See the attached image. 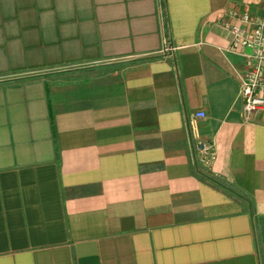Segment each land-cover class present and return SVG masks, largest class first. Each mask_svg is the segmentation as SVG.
I'll list each match as a JSON object with an SVG mask.
<instances>
[{"label": "crops", "instance_id": "0c3cea01", "mask_svg": "<svg viewBox=\"0 0 264 264\" xmlns=\"http://www.w3.org/2000/svg\"><path fill=\"white\" fill-rule=\"evenodd\" d=\"M242 11L264 0H0V264H264Z\"/></svg>", "mask_w": 264, "mask_h": 264}, {"label": "built area", "instance_id": "2783aa9c", "mask_svg": "<svg viewBox=\"0 0 264 264\" xmlns=\"http://www.w3.org/2000/svg\"><path fill=\"white\" fill-rule=\"evenodd\" d=\"M233 22H223L231 33L230 47L239 52L243 47L247 49L243 56L247 61V68L240 76V94L242 97V115L244 119L254 116H264V18L252 17L247 12L235 13ZM177 46L170 34L162 40L159 55L173 57ZM196 117H204L199 111ZM197 160L206 163L209 157L210 145L198 140L196 142Z\"/></svg>", "mask_w": 264, "mask_h": 264}]
</instances>
